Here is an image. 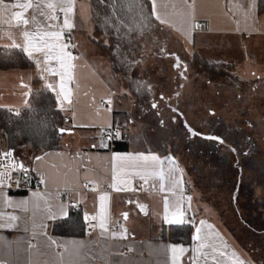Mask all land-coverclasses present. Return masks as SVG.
Masks as SVG:
<instances>
[{
    "label": "crops",
    "instance_id": "1",
    "mask_svg": "<svg viewBox=\"0 0 264 264\" xmlns=\"http://www.w3.org/2000/svg\"><path fill=\"white\" fill-rule=\"evenodd\" d=\"M78 1L43 0L41 8L46 14L53 17L57 13L63 14L62 18L56 19H46L39 15L35 8L37 0H32L31 8L13 6L27 3L28 0H4L7 7L0 6V61L16 64L0 68V108L18 112L30 106L32 91L26 90L25 83L31 86L39 81L36 75L37 64L41 65L44 75L46 73L44 83L54 86L52 89L47 86L52 92L54 90V95L60 92V77L52 73L64 71L71 103L61 97L65 105L62 110L71 119V134L85 133L75 138L80 142L77 147L64 145L62 137L60 149L39 155V159L36 157L31 160L28 157L25 161L30 165L35 178L30 183L40 184L42 191L27 194L0 190V262L248 263L246 255L249 257L250 253L231 226L212 209L213 212L205 208L200 215L194 211L191 180L180 160L154 149L114 151L109 141L98 136L100 130L114 126L115 108L109 114L101 110L96 112L94 102L99 97L97 95L92 102L87 95L91 89L84 82L86 79L92 80L101 96L108 93V88L92 70L80 72L83 66H88L83 58L76 59L67 48L64 52L71 53V57H64V62L71 67H60L61 45L65 44V35L72 33L76 26ZM147 1L156 23L165 32L167 46L172 53H184L186 42H196L198 37L214 34L262 40L257 45L263 46L264 13L258 11V0H255L254 5L253 0ZM46 3H52L55 8L44 7ZM69 3L73 9L71 12H67ZM61 7L65 11H61ZM16 12L22 13V19H28L29 24L24 25L22 19H13ZM33 16L40 21L39 27L33 23ZM65 19L70 26H65ZM24 31L30 33L28 38L23 35ZM48 32L59 33V38L45 35ZM45 41L55 46L50 54L47 49L36 50L42 48ZM49 55L51 58L46 59ZM25 61L30 64L21 67L19 64ZM76 62L79 67L77 72ZM81 95L86 97L83 101ZM88 118L93 119V125L86 121ZM109 122H112L111 125ZM100 123L105 127L98 130L95 136L91 135L88 129ZM116 156L125 159H114ZM153 156L158 159L153 160ZM139 184H146L147 188L143 189ZM102 196L106 199L101 200ZM72 210L83 214L86 233L83 236L55 235L52 226L69 217ZM124 214H127L126 217ZM190 214L194 215L193 220ZM172 220H182L183 223H169ZM119 221L123 222V226L117 228L115 225ZM185 223L195 226L193 237L199 229L200 239L194 240L192 237L189 244L170 241L169 228ZM171 245L182 246L186 251L177 250L173 253Z\"/></svg>",
    "mask_w": 264,
    "mask_h": 264
},
{
    "label": "rangeland",
    "instance_id": "2",
    "mask_svg": "<svg viewBox=\"0 0 264 264\" xmlns=\"http://www.w3.org/2000/svg\"><path fill=\"white\" fill-rule=\"evenodd\" d=\"M78 7V19L72 32L77 47L72 51V55L76 59L83 58L89 68L83 66L80 72L87 73L92 70L103 79L105 87L108 88V93L101 96L93 81L85 80L86 86L92 90H89L90 93L87 94L91 97L92 102L97 95L99 97L94 102L95 111L101 110L109 114L113 108L121 111L131 108V106L137 107L135 96L132 95L133 92L130 87H126V85H130L131 76L136 79L150 80L154 89L157 90V98L144 105V114L142 113L144 120L151 124L150 129L146 131L147 125H144L140 120H135L129 126L133 148H146L148 146L150 149L163 151L165 143L169 146L177 145L179 146L178 154L182 157L184 144L182 142L177 144L174 140L175 137L169 133L173 127V120H176V124L182 129V132L188 134L183 128L182 116L186 118L193 129L201 131L199 123L204 118L211 119V115L214 113L231 125H237L238 122L242 121L245 130L257 138L264 154V41L263 46H258L257 44L261 43L262 40L246 39L230 34H214L198 37L196 42L193 40L194 45L193 41L186 42L184 53L175 52L189 66V73L187 74L189 83L182 90L179 87L183 81L179 79V76L185 67L177 63L175 59H168L166 56L156 62L154 58L150 57V54H144L142 64H140L142 61L134 57L133 61H138L137 63L140 65L138 64L131 75L125 73L123 67L116 63L114 52L100 46V43L109 45L110 40L104 34L97 33L93 23L90 0H79ZM195 51H199L203 58L221 63L224 66L228 65V68H230L229 65L234 64L235 69L227 72L220 70L216 74L218 78L207 76L188 61L194 59ZM170 52L172 53V51ZM155 64H157L156 67H154ZM177 66L181 67L177 69ZM36 69L39 81L34 82L35 85L32 83L31 86L25 83L26 90L31 89L32 92H36L35 95L40 94L43 90H50L47 88L48 85L44 83L46 73L44 75L41 65L37 64ZM78 70L77 65L76 72ZM225 81H231L234 84L243 81L249 85L241 86L240 89L235 90ZM55 96L57 108L64 109L65 105L61 102V98L58 99L57 95ZM85 98L84 95L80 96L82 101ZM153 104L157 107L154 108ZM138 117L142 116L138 115ZM91 119L88 118L86 121L92 124L94 122ZM120 121L118 117L117 123ZM101 123L91 126L93 128L88 129L89 133L95 136L98 130L105 127L101 126ZM111 123L109 122L110 125ZM205 132H208V129ZM83 134L85 133L61 134L63 144L77 147L80 142L75 138ZM187 162L189 167L197 168L194 160L188 159ZM242 172L241 182L246 185L249 182L248 173L245 169ZM195 181L201 194L194 189L191 180L194 211L200 215L205 208L213 211H216L214 208L219 210L221 216L228 219L227 223H230L242 245L248 248L256 260L264 262V216L254 218L253 212L250 213V209H245L246 197L241 196V194L239 196L234 194L236 188L233 192L229 190V193L213 191L211 184L204 175L196 177ZM251 255L249 257L246 255V258L248 262L253 263L254 260H252Z\"/></svg>",
    "mask_w": 264,
    "mask_h": 264
},
{
    "label": "trees",
    "instance_id": "3",
    "mask_svg": "<svg viewBox=\"0 0 264 264\" xmlns=\"http://www.w3.org/2000/svg\"><path fill=\"white\" fill-rule=\"evenodd\" d=\"M90 4L96 29L110 40L109 45L100 43V46L114 52L116 63L123 67L125 73L131 75L138 66V61H133L134 57L142 61L144 54H150V57L158 62L166 56L168 59H175L177 63L185 67L179 76V79L183 81L179 88L182 90L186 88L189 83L187 75L189 66L181 60L180 56L170 52L165 32H162L160 25L156 23L151 5L147 0H90ZM258 11L264 13V0H258ZM139 54L140 57H138ZM188 61L201 73L216 78H218L216 74L220 70L227 72L235 69L234 64L229 65L230 68H228V65L224 66L203 58L198 51H195L194 59ZM28 64L30 63L25 61L19 65L26 67ZM15 65L9 61H0V68ZM180 67L177 66V69ZM225 82L235 90L240 89L241 86L249 85L243 81L236 84L231 81ZM129 86L133 92L132 95L135 96L137 107L131 106V108L121 111L114 110V127L120 128L122 133V138L115 139L113 143H110V147L114 151H129L133 148L129 126L135 120H140L144 125H147L146 131L151 126L143 118L144 105L157 98V90L154 89L150 80L136 79L132 76ZM35 93L32 92L34 95H32L30 106L21 111L0 108V148L15 149L20 164L24 166L23 175L26 179H30L29 182H34L35 178L30 165L25 162L28 157L33 160L48 151L60 149L62 147L60 131L72 128L71 119L63 110L57 108L54 93L50 90H43L36 95ZM161 97L163 98V96ZM138 115L142 117H138ZM118 117L121 120L119 123H117ZM211 117V119L204 118L199 123L201 131H197L182 116L183 128L188 134L182 132V129L176 124V120H173V127L169 133L175 137L174 140L177 144L179 142L184 144V153L181 157L178 154L179 146H169L166 143L164 150L160 153L171 155L182 162L189 173L194 189L200 192L195 179L204 175L213 191L229 193V190L233 192L236 188L234 194L246 197L245 209H250L254 218L264 216V154L257 138L245 130L242 121L237 125H231L214 113ZM189 128L197 134L193 135ZM206 129L208 132H205ZM144 150L153 149L147 146ZM188 159L194 160L197 168L189 167ZM244 169L248 173L249 182L246 185L241 182ZM214 209L217 215L227 223L228 219L221 216L219 210ZM254 218L252 217V219ZM227 224L230 226V223ZM194 228L195 226L191 223L173 225L169 228L168 238L174 243L189 244L192 242ZM52 232L58 236H83L86 233L83 214L80 211L72 210L69 217L52 226ZM251 257L256 262L244 264H264L252 255Z\"/></svg>",
    "mask_w": 264,
    "mask_h": 264
},
{
    "label": "snow or ice",
    "instance_id": "4",
    "mask_svg": "<svg viewBox=\"0 0 264 264\" xmlns=\"http://www.w3.org/2000/svg\"><path fill=\"white\" fill-rule=\"evenodd\" d=\"M42 2H43V0H37V2L35 3V8L39 12V15L45 16L46 19H56V17H53V16H51L49 14H46L43 11V9L41 8V3ZM153 2H154V0H153ZM254 3H255V0H253V5H254ZM0 6L7 7L5 5L4 0H0ZM13 6L14 7H19V8H31V7H33V2H32V0H28L27 3H18V4H15ZM44 7L48 8V9H54L55 8V6L52 3H46L44 5ZM60 10L61 11H65V9L63 7H61ZM72 10L73 9L71 7V3H69V7L67 8V12H71ZM22 16H23L22 13L16 12V13L13 14V17L12 18L15 19V20H17V21H20L22 19ZM157 19H159V17H157ZM32 21H33V23L37 27H39L40 21L37 20V17L36 16H33ZM22 23L24 25H28L29 24V20L28 19H22ZM64 24H65V26H70L68 24V20L67 19L64 20ZM23 35L26 38H28L30 36V33L28 31H24L23 32ZM45 35H47V36H55L56 38H59V35L60 34L59 33H51V32H48V33H45ZM54 47H55L54 45L48 44L47 41H45L43 43L42 48H37L36 50L37 51H41L43 49H47L48 53L50 54L51 51H52V49ZM67 47H68V44L67 43L61 45V58H60V67H61V69H65L66 67H71V65H67L66 66L65 65V62H64V57H71V53H65L64 52V49L67 48ZM25 50L27 51V49H25ZM28 54L31 56L32 53L29 52ZM50 58H51L50 55L46 57V59H50ZM52 74L53 75H59V77H60V85H59L60 92L57 94V98L60 99L62 97L63 100H66V101H68V103H71V100L69 99L70 93H69V91L67 90V88L65 86V84H66L65 79H64L65 72L64 71H59V72H53ZM48 87L50 89H52L54 86L52 84H49ZM109 103H110V101H109ZM153 107L155 108V107H157V105L153 104ZM189 131L192 132L193 135H196L197 134L191 128H189ZM120 138H122V133L120 131V128L113 126L112 127V131L109 132V139H120ZM210 138H212V139H219V138H216V137H210ZM221 142H223V141L221 140ZM5 155H11V153H7ZM36 159H39V158L37 157ZM114 159L122 160V159H125V158L124 157L116 156V157H114ZM152 159L153 160H156V159H158V157L153 156ZM20 170H21V178H20L19 181H14L13 183H15V184L23 183V170H24V166L23 165L20 166ZM6 178H7V174L6 173H0V186L3 185L4 180ZM43 182L44 181H41V183H43ZM104 199H106V197H103L102 196L101 197V200H104ZM124 215L126 217L127 214H124ZM12 219H15V217H12ZM165 219L167 220V217H165ZM169 223L180 224V223H183V221L182 220H172V221H169ZM201 223H203V221ZM193 239L194 240H199L200 239L199 229H197V235L194 236ZM170 247H171V250H172L173 253H175L177 250H179L180 252L186 251V249L184 247H182V246L171 245ZM240 264H243V262H240Z\"/></svg>",
    "mask_w": 264,
    "mask_h": 264
},
{
    "label": "built area",
    "instance_id": "5",
    "mask_svg": "<svg viewBox=\"0 0 264 264\" xmlns=\"http://www.w3.org/2000/svg\"><path fill=\"white\" fill-rule=\"evenodd\" d=\"M57 18H62V13H57ZM202 27V24H200ZM65 43L68 44V51H73L77 46L74 40V37L71 32L65 35ZM112 131V127L109 129H103L98 132V136L102 139L113 143L115 139H109V132ZM11 153V155H5ZM0 173H6L7 178L4 180L0 190H5L12 193H31V192H40L42 191V186L40 184H31L23 176V183L15 184L14 181H19L21 178L20 162L18 160L15 149L12 148H0ZM143 189L147 188L146 184H139ZM190 219H194V215H189ZM117 228L123 226V222L119 221L115 225ZM0 264H5L0 262Z\"/></svg>",
    "mask_w": 264,
    "mask_h": 264
},
{
    "label": "water",
    "instance_id": "6",
    "mask_svg": "<svg viewBox=\"0 0 264 264\" xmlns=\"http://www.w3.org/2000/svg\"><path fill=\"white\" fill-rule=\"evenodd\" d=\"M71 132H73L72 130H61L60 131V134H65V133H71ZM22 164H20V166H21ZM140 210H142V209H140Z\"/></svg>",
    "mask_w": 264,
    "mask_h": 264
}]
</instances>
